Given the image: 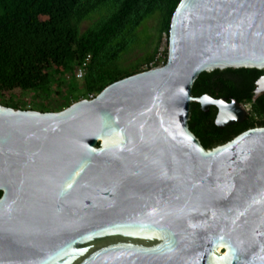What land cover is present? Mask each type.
Masks as SVG:
<instances>
[{
    "label": "water",
    "instance_id": "obj_1",
    "mask_svg": "<svg viewBox=\"0 0 264 264\" xmlns=\"http://www.w3.org/2000/svg\"><path fill=\"white\" fill-rule=\"evenodd\" d=\"M263 70L264 0H179L164 64L57 111L0 104V264H264V126L204 148L234 99L193 96L205 71Z\"/></svg>",
    "mask_w": 264,
    "mask_h": 264
},
{
    "label": "trees",
    "instance_id": "obj_2",
    "mask_svg": "<svg viewBox=\"0 0 264 264\" xmlns=\"http://www.w3.org/2000/svg\"><path fill=\"white\" fill-rule=\"evenodd\" d=\"M179 0H0V97H21L25 92L49 94L56 76L72 72L89 54L82 87L99 92L106 85L137 73L156 53L162 34L168 35L171 15ZM158 15L155 48L152 35L139 40L137 31L145 19ZM84 23L86 26L83 28ZM134 47L143 55L134 65L122 64ZM166 60V48L164 51ZM256 68H225L201 72L193 82V96L232 99L249 106L245 119L232 125L214 124L216 109L203 112L190 103L188 127L204 148L225 143L238 133L264 126V94L253 99ZM69 93L76 82L69 81ZM55 109L68 106L70 98ZM2 105L17 108L7 102Z\"/></svg>",
    "mask_w": 264,
    "mask_h": 264
},
{
    "label": "rangeland",
    "instance_id": "obj_3",
    "mask_svg": "<svg viewBox=\"0 0 264 264\" xmlns=\"http://www.w3.org/2000/svg\"><path fill=\"white\" fill-rule=\"evenodd\" d=\"M158 22V15L155 14L151 17H148L143 21L141 26L139 27V31H137V37L139 40H146L147 38L152 35L153 38V44L149 46V52H152L153 49L155 48V40H156V23ZM86 26V23H84L83 28ZM162 46V44H159L158 49L156 53H158L159 47ZM141 49V47H140ZM138 49L137 47H134L131 52L128 54L124 55L121 62L122 64L127 65L130 63V60L137 59V57L143 55L141 50ZM161 51V49L159 50ZM155 56V55H154ZM135 61H132L129 66L134 65ZM73 80L71 77L70 72L66 73L63 76H56V78L53 80V82L50 84V92L49 94H41V93H34V92H25L21 95V97H16L12 95L9 98L2 99L0 97V104L7 102L9 104H15L17 108L20 109H35V110H40V109H55L59 105L65 102V98H70L74 101L75 97L79 95L85 94L84 88L82 87V80H77L76 86L74 90L71 92V94L68 92L69 91V86L70 83L69 81ZM80 99V98H79Z\"/></svg>",
    "mask_w": 264,
    "mask_h": 264
},
{
    "label": "built area",
    "instance_id": "obj_4",
    "mask_svg": "<svg viewBox=\"0 0 264 264\" xmlns=\"http://www.w3.org/2000/svg\"><path fill=\"white\" fill-rule=\"evenodd\" d=\"M160 44H162V46L159 47V50L161 49V51L158 50V53H155L154 54L155 56H153V58L150 61L145 62L142 65V70L164 64L165 62L164 51H165V48H167V35H165L164 33L162 34ZM89 59H90V55L87 54L83 58V60L80 62V64L72 72H70L71 77L73 78L74 81H77V80L79 81L83 79ZM95 95H96L95 92H89V93H86L85 97H80V98L92 99Z\"/></svg>",
    "mask_w": 264,
    "mask_h": 264
}]
</instances>
